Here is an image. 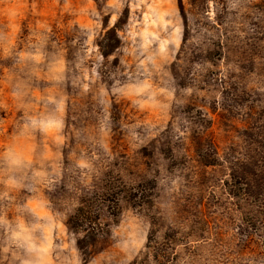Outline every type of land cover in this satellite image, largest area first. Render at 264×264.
<instances>
[{
    "label": "rangeland",
    "instance_id": "obj_1",
    "mask_svg": "<svg viewBox=\"0 0 264 264\" xmlns=\"http://www.w3.org/2000/svg\"><path fill=\"white\" fill-rule=\"evenodd\" d=\"M0 264H264V0H0Z\"/></svg>",
    "mask_w": 264,
    "mask_h": 264
},
{
    "label": "trees",
    "instance_id": "obj_2",
    "mask_svg": "<svg viewBox=\"0 0 264 264\" xmlns=\"http://www.w3.org/2000/svg\"><path fill=\"white\" fill-rule=\"evenodd\" d=\"M104 54H106V53H104Z\"/></svg>",
    "mask_w": 264,
    "mask_h": 264
}]
</instances>
